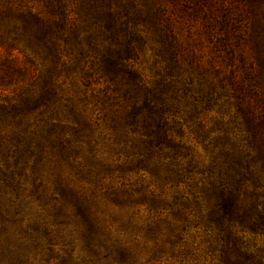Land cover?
Instances as JSON below:
<instances>
[{
	"label": "rangeland",
	"instance_id": "rangeland-1",
	"mask_svg": "<svg viewBox=\"0 0 264 264\" xmlns=\"http://www.w3.org/2000/svg\"><path fill=\"white\" fill-rule=\"evenodd\" d=\"M7 1L62 20L64 34L79 42L67 44L65 63L53 74L54 101L64 113L73 110L60 126L67 133L81 127L71 137L88 135L92 148L84 143L70 160L50 152L20 159L0 134V264H120L114 259L120 253L131 264H224L220 236L227 233L209 219L211 188L224 162L242 157L245 201L264 192V177L255 182L253 145L264 141V0H133L128 18L134 20L126 24L136 34L132 68L174 110L167 117L170 143L157 146L142 127L120 123L125 86L119 79L114 90L98 68L106 32L85 21L80 0ZM143 3L150 18L157 11L156 21L147 19ZM127 10V0H120L122 22ZM17 45L12 51L0 45V132L17 127L9 104L40 94L50 66ZM187 152L199 173L204 170L190 180ZM65 195L91 205L110 238L111 255L88 252ZM233 237L264 258V231L237 223Z\"/></svg>",
	"mask_w": 264,
	"mask_h": 264
},
{
	"label": "trees",
	"instance_id": "trees-1",
	"mask_svg": "<svg viewBox=\"0 0 264 264\" xmlns=\"http://www.w3.org/2000/svg\"><path fill=\"white\" fill-rule=\"evenodd\" d=\"M127 2L130 10L123 12L127 17L123 22L120 20L121 11H118L120 0H80V7L87 18L85 21H90V25L102 29L104 34L106 32L105 37L108 42L97 51L98 68L114 84V90H119V79L124 83L122 96L125 104L120 123L136 129L142 127L147 131V135H153L155 146L163 144V141L170 143L171 138L166 127L167 117L173 114L174 110L170 113L160 94H152V89L145 86L143 80L132 68L130 59L135 54L136 34L131 29L132 26L127 27L126 24L134 20V17L128 18V14L135 10V3L133 0H127ZM143 5L147 19L156 21L157 11L154 10L153 18H150L149 9L146 4L143 3ZM121 6L124 7V4ZM19 42L24 46V49L19 51L23 52L28 48L31 53L48 61L50 66L46 69L47 77L40 94L30 93L17 102L9 104L10 108L7 113L12 117V122L16 121L17 127L11 129L10 133L2 131L0 134L5 140L9 139L8 142H13L16 156L20 159L36 158L40 152H50L58 155L60 159L70 160L84 150V143L91 151L88 135L86 138L71 137L72 134H76V131L78 135L83 132L81 127L71 128L67 133L68 128L59 124L62 118L68 120L73 112L72 108H69V113H64L54 101L56 90L53 74L59 65L65 63L61 61V57L63 52L68 53L67 44H79V42L71 41L68 35L64 34L62 20L49 21L30 10H21L7 0H0V45L6 44L12 51L18 48ZM61 42L65 49L61 47ZM78 53L82 55L81 51ZM184 92L186 93L185 89ZM64 107L68 108L67 105ZM250 135H253V141H251L254 143L255 133L250 132ZM253 145L254 162L258 169L255 182L259 185L258 180L264 177V141ZM224 156L226 158V153L223 151L221 157ZM241 160L242 157L239 162L238 159L235 163L234 161L224 162L225 168L219 174L220 181L215 182L211 188L210 196L215 198V203L210 209L209 219L216 225L219 233H227L225 236H220L222 240H225L222 254H220L224 264H264L263 257L243 250L238 239L232 238V229L236 228L237 223L241 228L246 226L253 231H264V199L260 200L264 192L255 191L250 194L249 201H245L242 195L244 193H240V184L246 178L241 172ZM86 162L91 166L90 161L86 160ZM201 170L199 173L197 163L194 164L187 152V180L193 178L195 173L203 174L204 170ZM234 177H237L236 181H233ZM255 188L257 189L258 186L255 185ZM61 199L71 208L77 218L88 252L93 256L101 253L105 258L111 255L113 252L110 249V238L105 233V226L95 215L91 205L81 198L71 199V195L61 196ZM230 242L231 248L228 246ZM114 259L119 260L120 264H131L124 253L116 255Z\"/></svg>",
	"mask_w": 264,
	"mask_h": 264
}]
</instances>
